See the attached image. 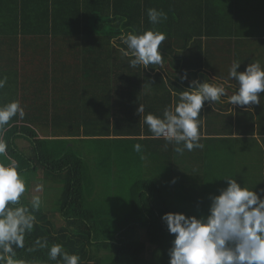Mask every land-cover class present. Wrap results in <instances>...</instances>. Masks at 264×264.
<instances>
[{
	"label": "crops",
	"instance_id": "0c3cea01",
	"mask_svg": "<svg viewBox=\"0 0 264 264\" xmlns=\"http://www.w3.org/2000/svg\"><path fill=\"white\" fill-rule=\"evenodd\" d=\"M163 2L167 19L152 26L167 34L160 51L169 63L161 72L167 90L161 86L157 91V85L134 82L139 66L129 67L133 57L123 54L127 45L122 37L127 35L122 23L110 18L115 9L110 0H106V14L101 16L105 26L96 37L91 32L83 36L82 19L88 13L83 14V0L81 4L75 0H23V11L30 18L17 33L8 17L13 0H0L5 14L0 19V77L8 78L5 88L0 89V104L18 100L25 115L10 123L36 133L35 137L17 134L16 145L21 151H33L28 141L33 138L50 141L54 151L71 150L89 158L104 177L116 173L125 181H154L172 209L201 215L207 213L209 196L227 186L226 178H236L249 188L257 184L258 189L264 188V99L261 105L245 106L251 108L246 110L228 103L236 91L229 78L233 63L241 64L238 71L257 61L264 67V0ZM202 3L206 6L200 7ZM47 8L55 12L60 32L51 34L53 15L49 19ZM60 8L66 13L56 11ZM74 9L82 17L74 18ZM90 9L102 11L101 6V10ZM174 14L179 19L174 20ZM63 29L66 34H62ZM185 72L187 80L182 82ZM192 80L223 84L227 90L222 102L206 103L201 113L199 143L203 148L185 150L181 155L174 142L163 138L105 134L110 119L114 122L135 115L145 95L152 114L162 118L165 107L174 110L178 94L188 89ZM85 131H99L100 136ZM87 141L92 145L99 142L101 151L85 150ZM137 143L143 146L139 153L133 147ZM30 175L32 179L45 177L42 173Z\"/></svg>",
	"mask_w": 264,
	"mask_h": 264
},
{
	"label": "clouds",
	"instance_id": "9594fccd",
	"mask_svg": "<svg viewBox=\"0 0 264 264\" xmlns=\"http://www.w3.org/2000/svg\"><path fill=\"white\" fill-rule=\"evenodd\" d=\"M149 23L156 25L167 19V14L155 8L147 10ZM167 34L147 30L143 33H129L122 41L133 57L129 67L143 65H162L163 53L160 51ZM241 64L236 62L229 69V78L236 85V91L228 97L231 106L251 109L261 105L264 93V67L260 62L249 63L244 71H238ZM187 80V73L181 81ZM8 78L0 77V89H4ZM175 95V94H174ZM227 96L223 84L189 82V87L178 94L175 108L165 107L163 117L148 113L143 116L144 123L153 139L163 138L174 142L175 151L183 154L201 149V115L206 103L222 102ZM145 111L143 105L137 108V115ZM25 115L18 100L0 104V134L5 127L19 116ZM182 145V147H180ZM136 152L142 151L140 143L135 144ZM0 264H28L18 259L21 250L28 253L47 249L48 260L56 264H81L78 254L69 253L60 243H52L37 238L26 246V237L34 230L36 217L33 214L41 206V198L33 196L30 206L24 204L28 184L24 171L18 161L8 156V143L0 138ZM7 161V162H5ZM226 187L218 194L209 196L206 214L187 215L181 212H168L161 216L167 231L174 239L167 252L168 264H264V188L246 187L237 179L223 180ZM175 183V180L172 181ZM37 192L43 191L38 185Z\"/></svg>",
	"mask_w": 264,
	"mask_h": 264
},
{
	"label": "trees",
	"instance_id": "16d2710c",
	"mask_svg": "<svg viewBox=\"0 0 264 264\" xmlns=\"http://www.w3.org/2000/svg\"><path fill=\"white\" fill-rule=\"evenodd\" d=\"M110 1L116 9L112 11L113 15L110 18L122 23L121 27L125 30V35L127 33H143L147 30L156 31L155 27L149 23L147 10L159 5L156 9L163 11V0ZM75 2L81 4V0H75ZM156 3L158 4L156 5ZM99 5L102 7L100 12L90 9L92 7L100 9ZM203 6L206 5L202 3L200 7ZM82 8H84L83 14L88 11L82 19L84 23L83 36L88 37L91 32L90 35L94 34L96 37L100 34L101 26H105L101 24V16L106 14V0H83ZM47 9L49 19L53 15L51 34L60 32L58 25L55 23V12L53 13L51 8ZM56 11L66 13L63 8ZM199 13L202 14V11H199ZM73 16L74 18H77V16L82 17V14L74 9ZM171 16L174 20L179 19L177 14ZM4 17V6L2 5L0 19ZM8 17L13 22L15 32H22L23 27H26L25 21L30 18L29 14L23 11V0H13V8L8 9ZM91 20L95 23L89 22ZM61 32L66 34L64 29ZM49 33L50 31L47 32V34ZM109 35V38H111L113 33ZM117 35L118 33L115 34V36ZM171 47L172 43L170 44ZM166 62L169 63V61L163 59L162 65H149L146 69L143 65H140L134 82L141 86L157 85L158 88L155 86L157 91L161 90V86L164 90H167L164 77L161 74L164 71L163 66L167 64ZM159 100H163V97L160 96ZM139 105L144 106L145 111L143 114L137 115L136 110L135 115L128 118L119 121L114 120V122H111L110 119L105 134L107 136L114 134L115 136L125 137L152 136L143 120L144 115H147L148 112L152 113L147 95ZM53 128L56 132L55 127ZM18 133L31 135L32 137L36 136V133L27 126L10 123L0 134V138L8 143V156L18 161L24 174L37 175L42 173L48 182H52L54 187L61 189L54 210L50 208L46 210L41 202L39 210L33 213L36 217L35 226L34 230L26 237V246L37 238L42 240L46 238L49 241V247L52 243H60L69 253L78 254L81 257V264H156L154 262L155 258L167 255L164 251V241L167 239L171 242L174 237L169 235L166 225L161 221V216L168 212H184L172 209L167 204L163 189L159 184L154 181L143 180L131 185L127 194L130 209L124 216L115 217L111 207L106 206L100 198L94 196L91 190L88 191L89 171L87 169L91 167L86 158L75 154L71 150L54 151L49 146L50 141L35 138L28 140L33 145V151L23 152L16 145L17 140L15 138ZM80 133L81 131H77V134ZM85 133L100 136L99 131H85ZM33 196H37V194L26 192L24 198L26 206H30ZM99 201L103 205L101 208L96 206V202ZM102 212L107 213L106 215L109 217L104 219L101 216ZM54 214L60 215V218L58 216L60 225H55L54 222L57 217ZM185 214L190 215L186 212ZM141 233L145 234L144 240L139 236ZM103 251L111 252V259L106 260L101 257L100 254ZM18 259L26 260L28 264H56L55 261L48 260L47 249L32 253L21 250Z\"/></svg>",
	"mask_w": 264,
	"mask_h": 264
},
{
	"label": "rangeland",
	"instance_id": "374dc122",
	"mask_svg": "<svg viewBox=\"0 0 264 264\" xmlns=\"http://www.w3.org/2000/svg\"><path fill=\"white\" fill-rule=\"evenodd\" d=\"M98 144L99 142H96L93 145L91 144L90 141L84 142L85 150L92 151V148H93V149H97V151H101V144L99 145V147L97 146ZM86 160L90 162L89 158H86ZM89 164L91 168L87 169V171H89L88 172V184H87L88 191L90 192L91 190L94 196H97L98 198H100L101 201H103L106 206L111 207V211L113 212V215L115 217L124 216L126 213H128L130 209V204L127 199L129 188L131 187V185L136 183L138 180H133V182L121 180L119 175H117L116 173H114V175H108L104 177L102 173H99V171H95L96 167L94 165H92L91 163ZM101 175H102V179H101ZM24 178L28 184L27 193L29 194L33 192L37 194V196L41 198V202L46 210H48L49 208L51 210H54V205L58 197L60 196L61 189L58 187H54L53 183L48 182L45 179V177L43 180H41V175H37V179H36V176H34V179H31L30 173H26L24 174ZM112 179H115L116 182L111 181ZM36 185L37 186L43 185V191H40L37 193V191L35 190L37 187ZM89 185H90V189H89ZM101 203L102 202L100 201L96 202V206H99L100 208L101 206L103 207ZM106 214L107 213L102 212L101 216L105 219L109 217ZM54 216L57 217L56 221L54 222L55 225L56 226L60 225L59 223L60 220L58 219V216L60 218V215L54 214ZM144 235H145L144 233H141L139 236L140 238L144 240L145 239ZM164 243H165L164 251L167 253L171 247V242L165 239ZM100 256L108 260V259H111L112 254L109 251H103L101 252ZM168 261H169V257L166 254L161 255L160 257H157L154 259V262L156 264H168Z\"/></svg>",
	"mask_w": 264,
	"mask_h": 264
}]
</instances>
